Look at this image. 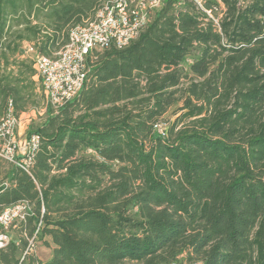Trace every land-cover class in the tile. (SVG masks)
<instances>
[{
	"label": "trees",
	"instance_id": "obj_1",
	"mask_svg": "<svg viewBox=\"0 0 264 264\" xmlns=\"http://www.w3.org/2000/svg\"><path fill=\"white\" fill-rule=\"evenodd\" d=\"M103 1L0 0V120L45 94L21 47L53 56ZM222 2L220 28L167 0L128 46L94 49L29 130L31 172L0 156V213L31 207L0 264H264V0ZM35 234L49 260L22 258Z\"/></svg>",
	"mask_w": 264,
	"mask_h": 264
},
{
	"label": "built area",
	"instance_id": "obj_2",
	"mask_svg": "<svg viewBox=\"0 0 264 264\" xmlns=\"http://www.w3.org/2000/svg\"><path fill=\"white\" fill-rule=\"evenodd\" d=\"M167 0H104L96 10L94 17L74 26L69 32L67 43L53 56L36 53L34 58L37 76L40 78L46 97V105L57 112L73 99L82 89L87 78L88 57L94 49L110 45L118 48L128 46L136 39ZM177 5L192 2L204 11L215 25L220 28L225 6L207 7L208 0H173ZM215 11L218 12L216 15ZM20 119L10 109L0 120V156L30 173L36 151L40 145V136L31 134L27 140L20 139ZM155 128L164 133L158 122ZM31 211L28 202H18L0 213V249L10 240L9 231L26 218ZM37 236L30 240L25 255L36 251ZM190 264H204L201 261Z\"/></svg>",
	"mask_w": 264,
	"mask_h": 264
},
{
	"label": "rangeland",
	"instance_id": "obj_3",
	"mask_svg": "<svg viewBox=\"0 0 264 264\" xmlns=\"http://www.w3.org/2000/svg\"><path fill=\"white\" fill-rule=\"evenodd\" d=\"M31 45L30 44H24L21 47V58L22 59H29L28 61H32V59L35 58L36 53L31 49ZM36 80H38L37 77H35ZM39 83V82H38ZM40 87V86H39ZM36 99H38V104L34 105L33 107H31L27 112L23 113L19 119H20V125H19V132H20V139H22V141H25L28 139V137L30 136V132L29 130L31 128H36L39 125H41L46 117V97L45 94L43 97H37ZM175 118V115L172 113V111H170L164 119H162L161 121V126L163 128H166L168 126V124L170 123V121H172ZM3 158V157H2ZM4 159V158H3ZM5 162L10 163L9 161H7L6 159H4ZM2 165L3 169H2V174H0V180L2 179L4 173H5V169L8 166L7 163H5ZM19 224V223H18ZM18 224L16 225V227L18 226ZM15 227H12L9 231V235L10 237H14L15 236ZM43 243L42 241L38 240L37 241V245Z\"/></svg>",
	"mask_w": 264,
	"mask_h": 264
},
{
	"label": "crops",
	"instance_id": "obj_4",
	"mask_svg": "<svg viewBox=\"0 0 264 264\" xmlns=\"http://www.w3.org/2000/svg\"><path fill=\"white\" fill-rule=\"evenodd\" d=\"M36 254L44 261L49 260L52 257V248L43 243L38 244L36 247Z\"/></svg>",
	"mask_w": 264,
	"mask_h": 264
}]
</instances>
